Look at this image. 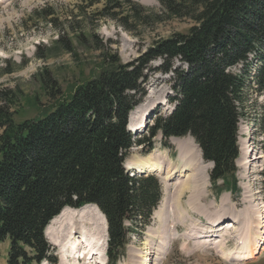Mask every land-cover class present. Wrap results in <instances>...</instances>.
<instances>
[{"label":"trees","instance_id":"1","mask_svg":"<svg viewBox=\"0 0 264 264\" xmlns=\"http://www.w3.org/2000/svg\"><path fill=\"white\" fill-rule=\"evenodd\" d=\"M81 1L77 14L63 20L55 42L73 52L68 35L89 41L101 52L98 74L62 97L52 75L40 72L42 91L52 104L20 123L14 120L20 90L0 87V244L8 239L7 264H54L45 228L63 208L86 204L96 205L105 217L108 263L120 261L128 234L143 233L162 195L155 175L129 174L124 162L133 146L150 149L158 134L163 139L190 136L202 159L212 164V186L220 188L221 181L235 195L239 192V123L247 118L248 92L264 93V0H157L159 11L133 0ZM100 3L97 19H109L130 33L138 25L151 27L170 18L193 24L122 62L111 48L98 45L93 32L84 40L83 29L73 26L75 17L85 20L86 9ZM40 18L52 24L55 11L48 8ZM251 59L255 69L250 73ZM156 60L159 65L151 66ZM155 72L170 74L171 110L155 115L148 137H139L128 130V119ZM260 109L249 121L264 144V103Z\"/></svg>","mask_w":264,"mask_h":264},{"label":"rangeland","instance_id":"2","mask_svg":"<svg viewBox=\"0 0 264 264\" xmlns=\"http://www.w3.org/2000/svg\"><path fill=\"white\" fill-rule=\"evenodd\" d=\"M133 1L155 11L160 10L157 0ZM82 4L81 0H0V87L20 90L22 94L14 116L16 123L39 117L43 106L52 104L42 91L40 72L47 70L57 81L62 97H67L77 85L96 76L101 70V52L93 49L89 41L80 42L68 35L66 39L70 38L73 52H68L55 42L59 31H62L63 20L66 16L77 14L78 6ZM102 6L103 3H100L86 9L87 18L75 17L73 26L76 30L83 29L87 35L84 40L90 39L87 33L93 32L98 45L104 51L111 48L122 62L137 58L154 40L170 37L175 32L185 33L193 24L186 18H170L151 27L138 25L130 33L109 19H97L96 11ZM48 8L55 11L56 19L52 24L40 18ZM159 63L160 60H156L151 66H158ZM247 66L249 72H253L255 61L251 59ZM145 89V97L133 110L140 108L142 112L150 104L155 105L145 110V126L135 133L147 138L146 130L152 125L154 116L168 114L171 110V104L167 101L169 94H172L170 74L153 73ZM248 94L247 118L240 120L238 131L239 154L235 161V178L239 188L237 195L221 181L218 182L220 188L212 186L209 180L212 164L209 167L210 162L202 159L207 173L202 200L191 198L187 191L178 199L173 195L174 189L165 195L169 202L176 198L181 207L178 211L180 222H177L173 218L175 210H172V206L169 208L170 204H163V187L166 183L176 184L183 178H177L178 182L175 179L165 181L164 174L149 173L155 175L161 185V200L155 210H160L163 223L154 216L142 234H128L124 257L116 264H264V144L259 128L249 121L261 113L264 93L251 90ZM177 138L189 141L191 137ZM173 139H163L158 134L151 139L150 149L147 145L133 146L128 151L124 166H127L126 161L136 162L153 149L169 155L174 163L178 151ZM126 170L129 174L137 172L128 167ZM244 186L248 188L246 192ZM224 213L226 224L228 220L235 219L233 227L224 226L223 231L217 230L219 237L193 238L202 231L207 233L211 226L209 222ZM125 224L129 226V222L125 221ZM47 226L48 234H53L57 225L49 222ZM44 236L50 245L54 264H62L60 247L53 244L45 231ZM8 245L7 238L0 244V264H7ZM242 250H251L253 255L240 258ZM71 259L68 263H73ZM96 262L109 264L107 257L91 264ZM41 264L51 263L43 261ZM78 264H82V260Z\"/></svg>","mask_w":264,"mask_h":264},{"label":"bare ground","instance_id":"3","mask_svg":"<svg viewBox=\"0 0 264 264\" xmlns=\"http://www.w3.org/2000/svg\"><path fill=\"white\" fill-rule=\"evenodd\" d=\"M154 106L150 104L146 109L153 108ZM140 110V108H136L129 115V127L135 133L139 129L142 130L146 123L144 119L145 110L142 112ZM143 119L144 121H142ZM183 141L186 143H183ZM172 142L177 143L178 151L177 160L174 163L169 155L153 149L148 154L141 156L136 162L126 161L125 165L127 166L125 167L126 169L127 167L128 169H134L140 173H162L164 174L165 181L175 179L178 182L177 178H183L176 184L166 183L163 187V204H170L169 208L172 206V210H175L173 218L177 222H180L178 211L181 207L176 198L179 199L187 191L191 198L202 200L203 189L207 183V173L203 166L200 149L193 139L190 138L187 141L174 137ZM208 164L211 167V163ZM171 189H174L173 195L176 198L169 202L165 195H169ZM244 190L246 192L248 188L244 186ZM154 216L160 219V223H163L160 210H155L152 214V217ZM225 216L226 214L224 213L220 217L215 218L211 223L209 222L212 227H208V232L204 233L205 231H202L193 238L219 237L220 235L216 233L217 230L223 231L225 227H233L235 223V219H232L228 220L230 223L227 222L226 224L225 221L227 219L224 220ZM50 222L57 225L56 230H54L53 234L50 232L48 234L45 229V234L54 245L60 247L62 264H78L81 260L82 264H91L92 261L99 258H101V261L105 259L107 242L106 220L94 204H86L79 208L65 207ZM252 255L253 252L251 250H242L239 257L248 258ZM70 258H72L73 263H68L70 262Z\"/></svg>","mask_w":264,"mask_h":264},{"label":"water","instance_id":"4","mask_svg":"<svg viewBox=\"0 0 264 264\" xmlns=\"http://www.w3.org/2000/svg\"><path fill=\"white\" fill-rule=\"evenodd\" d=\"M158 103H161V101H160V102H158ZM142 173H144V172H142Z\"/></svg>","mask_w":264,"mask_h":264}]
</instances>
